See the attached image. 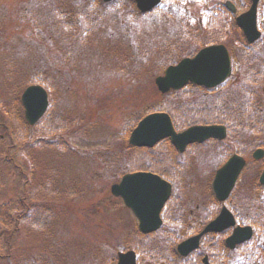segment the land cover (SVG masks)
<instances>
[{
	"label": "rangeland",
	"instance_id": "1",
	"mask_svg": "<svg viewBox=\"0 0 264 264\" xmlns=\"http://www.w3.org/2000/svg\"><path fill=\"white\" fill-rule=\"evenodd\" d=\"M99 1L0 0L4 120L14 130H26L19 96L33 78L43 79L51 96L48 112L32 129L34 140H50L49 146L45 142L16 152L0 129V264H114L117 252L138 243L136 220L111 196L110 187L133 168L126 143L137 120L157 106L154 79L189 49L192 53L216 41L239 56L237 70L220 91L180 96L183 103L208 108L223 101L226 110H237L233 116L239 126L236 139L210 144L189 159L176 190L184 225L187 210L198 204V213L213 205L210 182L224 154L239 144L264 141V41L248 50L220 9L223 0H164L147 15H140L130 0L106 7ZM56 10L67 14L58 16ZM259 28L264 32L263 17ZM8 155L15 163L3 160ZM263 165H250L234 198L240 204L244 198L254 200L264 225V188L257 186ZM43 206L53 213L44 230L22 226ZM240 216L248 223L249 216ZM183 234L166 228L152 235L140 247V257L146 264H185L170 247ZM238 251L220 264H251ZM250 252L252 264H263L262 254Z\"/></svg>",
	"mask_w": 264,
	"mask_h": 264
},
{
	"label": "water",
	"instance_id": "2",
	"mask_svg": "<svg viewBox=\"0 0 264 264\" xmlns=\"http://www.w3.org/2000/svg\"><path fill=\"white\" fill-rule=\"evenodd\" d=\"M109 2L111 0H103ZM141 12L155 7L160 0H133ZM258 0H251L247 12L236 18V24L242 29L248 42L259 38L256 28V6ZM234 11V7L227 3ZM231 73L230 58L222 45L210 46L200 50L193 58H185L174 66L166 68L162 76L155 79L157 89L161 93L178 90L188 82L207 88L215 87L224 82ZM24 108V118L29 125H34L44 114L48 105L46 91L39 85L29 86L21 95ZM170 138L172 144L182 152L188 144L201 143L209 138L223 139L225 129L220 126H194L177 134L171 124L170 117L165 113H154L146 116L131 132L128 143L135 147H152L164 138ZM264 155L262 150L253 153V158L259 159ZM245 165V161L236 155L217 170L212 189L218 200H224L229 195L233 185ZM264 183V170L260 176ZM111 194L120 197L124 205L140 220V231L149 233L160 225L159 213L170 194V186L158 176L149 173H133L122 177L118 184L110 189ZM232 216L222 209L220 215L199 235L178 245L177 250L182 256L188 255L198 247L200 237L207 232H218L233 226ZM251 236L249 228L235 229L226 240L229 248H233ZM134 253L118 254V264H135ZM206 264V263H205Z\"/></svg>",
	"mask_w": 264,
	"mask_h": 264
},
{
	"label": "flooded vegetation",
	"instance_id": "3",
	"mask_svg": "<svg viewBox=\"0 0 264 264\" xmlns=\"http://www.w3.org/2000/svg\"><path fill=\"white\" fill-rule=\"evenodd\" d=\"M232 16V14H230ZM260 17L264 18V0H259L258 8H257V19ZM261 38V39H260ZM257 39L253 44H256L257 42H261L262 36ZM260 39V40H259ZM216 90V89H214ZM212 90V91H214ZM220 111V110H219ZM191 115V114H187ZM162 143V142H161ZM212 143H221L220 141H216L214 139H210L203 143H195L192 145H189L184 152L179 153L175 152L176 150L169 145V140H165L163 143L164 149H169L171 151H168V159L165 161L161 160H153L151 161L153 168H151L153 173H156L160 175L162 178L166 180H175L178 179L181 181V177L183 178L184 173H182L189 163L190 158H194L196 155V152L198 150H201L203 147H205L208 144ZM161 145V144H160ZM158 145V146H160ZM257 148H263L261 145H259ZM146 150V149H144ZM231 155V154H230ZM229 155V157H230ZM227 157L226 160L229 158ZM225 160V161H226ZM161 161V162H160ZM224 161V162H225ZM248 162V160H247ZM246 162V167L243 170V173L241 177L244 175V173L247 171V167L250 165L251 162ZM163 163V164H162ZM248 164V165H247ZM141 171H149V168L144 166V163L140 166ZM177 181V180H175ZM257 184H259L257 182ZM259 188H264V184H259ZM237 188V185L235 186L234 190L230 193L228 198L225 201H219L216 200L214 195L212 194V200L213 205L209 208L206 207L204 211L196 213V210H198L199 205L196 204L193 208H191L188 211V221L189 223L184 225L182 221V214H179L180 211H183V201H181V196H177L174 198V196L171 195V197L168 199V201L165 203V206L163 210L161 211L160 217L162 219V225L159 230H164L165 227L170 226L173 231L175 230H181L189 232L187 238L193 237L200 233L210 222H212L214 219L218 217L221 210L223 208L228 209L233 216L234 219V226L230 227L226 230H223L221 232H218V234H214V236L208 237V235H204L200 239V244L198 249L191 252L184 258L180 257L177 253L175 254L181 261H185L188 264H192V262L195 260L198 262V264H202V260L204 257L208 258L209 264H214L213 258L216 256L217 260H221L223 257V245H225V239L230 236V234L234 231V229L241 228L244 226H249L251 229H257L260 228V234L264 233V225L262 223V217H258L255 214V206L256 202L254 200L244 198L242 204H240V199H235V190ZM239 200V201H238ZM186 207V206H185ZM240 214H243L244 216H249L248 223L243 224V222L240 221ZM260 219V220H259ZM184 227V228H183ZM158 230V231H159ZM157 232V231H156ZM212 235V234H211ZM255 237V235H254ZM208 238H211L208 240ZM219 239L217 242L214 241V239ZM214 241V242H213ZM245 244V243H244ZM251 245H253L256 249L259 250V253L262 254V258L264 259V243H259V241L254 240L250 242ZM241 245H236L234 251H238L239 247ZM206 246V250L202 251L201 248ZM231 252V253H232ZM211 253V256H210ZM136 262L137 264H140V261H137V255H136ZM264 264V261H263Z\"/></svg>",
	"mask_w": 264,
	"mask_h": 264
},
{
	"label": "trees",
	"instance_id": "4",
	"mask_svg": "<svg viewBox=\"0 0 264 264\" xmlns=\"http://www.w3.org/2000/svg\"><path fill=\"white\" fill-rule=\"evenodd\" d=\"M49 1H51V0H48V2ZM241 8H243V5H242ZM56 13H57L58 16H63L64 14H67L65 11H61V10H56ZM0 31H3V28H0ZM0 37H1V35H0ZM32 83L44 84L43 83V79L41 80L40 78H36V77L33 78ZM171 95L172 94H169V95L167 94V95H164V96H160V99L167 98V97H169ZM154 110L165 111V112H168L170 114L173 113V107L171 105L170 100L162 101L161 103H159L154 108ZM184 112H186V111H184ZM187 113L192 114V115H189L188 117H184L181 120V122H183V124H185L187 126L188 125H193V124H208V123H221V124L229 125V123H230L229 119H228V116L230 115V112L227 111V110H225L224 113L220 112L219 115L217 113L216 115L209 114V115H206V116L205 115L198 116V115L194 114L191 111H187ZM2 114H3V112H0V126H1L0 129H1V131H3L2 135L8 137L9 144L16 148V152L25 153L26 150L29 147L33 149L37 145H44L45 142L46 143H45L44 146H49L50 145V143H49L50 140H46V139H43V138H42V140H38V139L34 140V138H33L34 137L33 136V132L34 131L32 130L33 128H29L28 126H25V128H26L25 131H23L21 129L14 130L12 128L11 124L4 120V116ZM232 127H235V126L232 125ZM46 131L49 132V127H48V129ZM45 148H48V147H45ZM134 153L136 154V159L135 158L134 159L135 160L139 159L137 156H140V150L139 149H135ZM10 156L11 155L3 157V160L8 162V163H10V162L13 163L14 160ZM160 160L162 161V159H160ZM134 163L135 164H134L133 168H134V170L138 171L139 170L138 163L136 161ZM148 168H149V166H148ZM149 169H151V167ZM35 211L40 212V209H36ZM27 215L28 214L26 213V216ZM34 216L35 217H30V216H28V218L26 217L27 218L26 222H24L25 225L23 224L22 226H26L27 225V227H28V225H29V226H34V227H39V228L45 229L47 227V222H49V219L51 218V216H53V214L49 210V213L47 215L43 216V217H41L40 215H35V214H34ZM19 223H20V221L17 220L16 225L20 226L21 224H19ZM15 228H16V231H17L18 226H16ZM13 233H14V231H13Z\"/></svg>",
	"mask_w": 264,
	"mask_h": 264
}]
</instances>
